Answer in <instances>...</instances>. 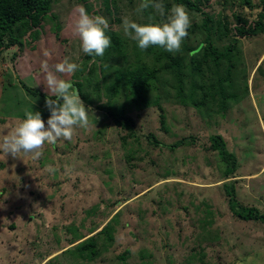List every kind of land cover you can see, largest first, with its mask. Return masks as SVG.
Here are the masks:
<instances>
[{
	"label": "rangeland",
	"instance_id": "1",
	"mask_svg": "<svg viewBox=\"0 0 264 264\" xmlns=\"http://www.w3.org/2000/svg\"><path fill=\"white\" fill-rule=\"evenodd\" d=\"M195 1L216 21L229 17L234 23L233 15L239 12L255 21L264 13V0H250L252 8L241 0ZM51 2L39 28L17 31L23 45L18 58L12 61L16 48L0 60V119L4 120L0 136L17 127L26 111L40 112L46 123L50 112L45 98L33 92L53 96L44 65L54 70L64 60L76 63L78 69L56 75L82 83L81 92L92 103L83 101L93 126L77 129L71 141L46 144L36 160L0 153V264H45L55 257L54 264H67L71 256L64 252L77 238L72 231L78 229L84 238L73 247L100 232L118 212L114 244L93 262L68 264H264V225L236 219L224 189L225 183L234 186L238 202L264 214V32L235 40L231 60H222L217 68L208 69L201 60L203 80L196 77L195 82L206 88L220 82L224 96L235 97L228 99L225 112L212 95L201 101V107L180 104L170 71L160 74L157 90L150 96L159 99L160 107L138 110L120 91L112 105L119 112L124 106L133 119L132 136L96 107L108 101L106 87L114 81L116 68L158 65L156 55L166 50L154 46L152 54L149 48L141 51L125 35L123 20L162 24L178 2L155 0L164 4L165 15L150 8L152 17L145 15L146 10L137 12L143 0H116L113 14L103 0ZM78 6L108 21L106 30L122 41L119 54L96 57L82 51L75 33ZM184 6L191 26L198 27L191 36L194 47L206 33L199 28L200 14ZM211 25L215 32L217 24ZM212 41L220 50L234 44L231 36L218 33ZM189 74L187 66L184 98L192 91ZM203 92L198 88V99ZM152 135L164 145L184 143L171 150L150 143ZM219 135L236 159L235 173L228 177L227 164L218 152L207 151L209 139ZM49 166L56 171H47ZM126 251L123 261L120 257Z\"/></svg>",
	"mask_w": 264,
	"mask_h": 264
},
{
	"label": "trees",
	"instance_id": "2",
	"mask_svg": "<svg viewBox=\"0 0 264 264\" xmlns=\"http://www.w3.org/2000/svg\"><path fill=\"white\" fill-rule=\"evenodd\" d=\"M104 7L107 10L115 11L116 0H103ZM178 4L186 5L191 11L197 12L202 17V24L199 26L201 31L206 33L205 38L197 46L191 45V36L196 33L198 27L193 25L188 30V37L184 40L182 44V49L178 53H169L167 51H161L156 55L155 61L158 65L154 64L152 67L146 64H135L127 65L125 68H116L114 72V81L111 85L106 87V97L108 101L106 104H99L96 108L97 110L106 113L109 118L114 122L117 127L125 128L131 131L132 136H135L132 132L133 129V119L128 116L124 110V106H121L120 112L117 108H113L112 100L119 95L120 91L125 93V97L128 98L132 105H135L138 110H145L146 108L152 106H158V98L153 100L150 96L154 94L157 90V83L159 82V76L162 72L170 71L173 73L175 88L178 91L179 102L182 105L192 104L195 107H201V101L205 102L208 96L211 98H219L220 111L225 112L227 109L228 99H235L234 96L229 95L224 96L221 83H213V85L206 87L199 86L200 84L195 82L196 77H200L203 80V64L201 60L204 61L207 68L210 65L219 67L222 60H231L232 53L235 51V40L243 38H253L264 32V13H260L257 16V20L253 21L247 19L246 16L242 15L240 12L238 14L234 13L235 22L231 23L228 18L216 21L212 14L206 12L205 7L200 6L199 1L195 0H175ZM244 5L248 8H252V2L250 0H241ZM209 4V0H206ZM51 0H0V60L4 53L12 51L14 49H19L15 52L12 57V61H15L20 55V50L23 47L21 42V36L17 34L18 30L22 28L36 29L39 28L42 23L46 20L49 11L52 6ZM242 9V4H239ZM149 7L146 10L145 15L152 17L154 15L153 11ZM217 24L216 31L214 32V27L212 23ZM218 33L221 36H231L234 40V44L225 47V49L220 50L214 42L212 41V35ZM107 36L111 39V47L108 48L105 55H117L121 51L122 41L119 37L115 36L110 30H106ZM150 53L154 51V47L149 48ZM149 53V54H150ZM190 69V78L192 79V91L185 98L183 97L185 71ZM91 73H89V77ZM75 88L79 89V93L82 101L91 104L89 97L84 96L81 92L82 83L80 81H69ZM203 90L202 97L198 99L197 91ZM212 92V93H211ZM35 96H42L45 98L55 99V96H46L43 93L36 91L33 92ZM197 100L199 102H197ZM0 123H4V120L0 119ZM210 146L207 151L218 152L219 157L222 161L227 164L225 171V177L234 175L236 170V159L233 154H231L226 149V142L222 136H212L210 139ZM149 142L155 146H163L168 149L174 150L181 146L184 142L179 141L173 145H164L159 143L155 137L152 135L149 137ZM129 159L131 157L129 156ZM224 189L227 195L228 208L232 215L241 221L245 222H260L264 225V214H261L258 209L254 207H246L242 205L236 199L235 188L232 185L224 184ZM120 203H117L118 206ZM119 212L113 216L112 220L102 228L100 232L94 236L86 238L84 241L76 246L72 245L77 241L84 239L78 235V229H74L72 233L74 237H77L74 241L68 244V249L64 253H68L71 258L68 263H74L73 261L82 262H93L97 260L101 255L106 252L110 246L114 244V226L113 221L118 218ZM92 231L91 233H93ZM104 240H101V238ZM103 241V242H100ZM63 253V254H64ZM129 251H126L124 255L120 257L123 261ZM53 258L46 262L45 264H54Z\"/></svg>",
	"mask_w": 264,
	"mask_h": 264
},
{
	"label": "clouds",
	"instance_id": "3",
	"mask_svg": "<svg viewBox=\"0 0 264 264\" xmlns=\"http://www.w3.org/2000/svg\"><path fill=\"white\" fill-rule=\"evenodd\" d=\"M149 7L155 8L161 16L165 15L164 4L155 0H143L137 12ZM76 11L78 19L75 33L81 40L82 51L88 56L103 57L105 51L111 47V39L105 32L109 27L108 21L101 16H90L83 6H78ZM191 23L186 7L183 4H174L167 21L162 24L142 25L124 18L123 28L125 35L135 41L141 51L155 46L175 54L181 51ZM44 69L49 91L55 96V99L45 100L50 116L45 123L40 112L26 111L25 119L17 127L0 136V153L5 157L17 159L22 155H30L33 160L39 159L46 144L54 145L60 140L71 141L77 134V129L93 126L79 89L56 75L74 73L78 65L64 60L55 65L54 70H49L47 64ZM47 171L55 172L56 169L49 166Z\"/></svg>",
	"mask_w": 264,
	"mask_h": 264
}]
</instances>
